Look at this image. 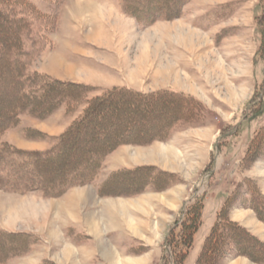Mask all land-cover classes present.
Returning a JSON list of instances; mask_svg holds the SVG:
<instances>
[{"label":"rangeland","instance_id":"obj_1","mask_svg":"<svg viewBox=\"0 0 264 264\" xmlns=\"http://www.w3.org/2000/svg\"><path fill=\"white\" fill-rule=\"evenodd\" d=\"M14 1L0 6L29 24L23 38L29 51L26 71L89 91L43 119L23 111L3 132L2 142L21 150H47L92 97L113 88L174 92L182 99L183 113L151 114L173 118L165 136L116 146L89 184L56 197L39 189L19 193L0 187V246L7 249L17 242L19 247V255L8 253L12 257L5 262L203 264L199 254L220 219L237 223L264 243V222L252 209L264 215V147L253 159L245 158L250 140L264 126V17L258 19L264 0H187L178 16L149 24L147 17L126 14L122 0ZM11 94L0 96V106ZM115 140L105 136L101 143ZM78 142L87 146V140ZM137 168L142 172H124L126 179L118 178L99 194L115 172ZM147 168L150 184L129 195L139 189L129 178L144 183ZM198 199L196 216L192 204ZM190 220L195 228L185 244L180 223ZM118 221L138 227L137 235L124 237L129 244L119 256L116 243L106 238L107 226ZM99 227L97 244H85L84 239L97 237ZM211 262L263 264L238 255L230 239H224Z\"/></svg>","mask_w":264,"mask_h":264},{"label":"trees","instance_id":"obj_2","mask_svg":"<svg viewBox=\"0 0 264 264\" xmlns=\"http://www.w3.org/2000/svg\"><path fill=\"white\" fill-rule=\"evenodd\" d=\"M4 1L8 0H0V2ZM122 1L126 14L134 16L137 20L147 17V24H149L157 19L178 16L182 5L187 0H137L135 5L134 0ZM13 3L18 4V0ZM263 17L264 9L258 19L263 20ZM28 27L29 24L23 15L13 16L9 9L0 6V96L12 93L5 104L0 106V137L4 131L15 124L18 115L23 111L27 110L33 116L43 119L65 101L78 98L89 91V87L84 85L60 82L50 78L41 80L43 76L39 73L26 71L29 51L24 47L23 38ZM261 91L263 94L264 76ZM170 97L175 100L172 105L161 104L163 101H172ZM181 101L182 99H179L174 92L140 94L126 88H113L92 97L83 114L56 138L55 144L47 150H21L2 142L0 138V187L19 193L39 189L47 196L56 197L72 187L89 184L97 175L106 155L116 146L123 143L149 142L150 139L156 140L165 136L173 118L158 119L151 114L168 112L177 117L183 113ZM151 102L154 104L151 105ZM154 128L158 132L151 134ZM146 133L145 139L139 137ZM105 136H111L117 140L101 143ZM120 136L122 139H118ZM78 138L87 140V146L80 147L77 144ZM263 147L264 126L250 140L245 158L253 159L252 154ZM142 169L115 172L116 175L114 174L115 176L106 180L100 187L99 194H105L107 187L115 183L118 178L129 175H126V172L137 173L142 172L140 171ZM150 171L151 168H147V172H144L145 176L147 174L144 183L136 180L134 176L129 178L133 179L136 187H139L129 195L142 191L150 184L152 180V178L148 179ZM117 194L123 193L117 192ZM192 207H197L195 211L197 216L201 208L199 199L192 204ZM252 209L264 222V215L259 213L256 207L253 206ZM182 221L180 223L184 234L182 241L186 244L190 241L195 227L191 224V220L187 224ZM193 222H196V219H193ZM224 239H230L233 242L238 255L264 264V243L250 235L237 223L224 221V219H220L213 226L205 239L199 254V262L212 264L214 252L220 249ZM17 244L16 242L14 247L10 246L7 249L0 246V263L13 255H19ZM8 253L12 256H8Z\"/></svg>","mask_w":264,"mask_h":264},{"label":"crops","instance_id":"obj_3","mask_svg":"<svg viewBox=\"0 0 264 264\" xmlns=\"http://www.w3.org/2000/svg\"><path fill=\"white\" fill-rule=\"evenodd\" d=\"M98 1V0H97ZM108 2H112L111 0H107ZM118 8H116V10L115 11H117L118 12ZM116 12V13H117ZM119 14V13H118ZM120 15V14H119ZM135 21H137V20H135ZM66 58V57H65ZM97 191H95V195L98 197V195H97V193H96ZM164 206V205H163ZM162 206V207H163ZM237 219V218H236ZM238 220H239V218H238ZM99 224V223H98ZM138 228V227H137ZM137 228H136V226H132L129 222H127V221H118V222H114V223H111L110 224V226H107V230H108V232L106 233V238L108 239V240H110V241H114L115 243H116V245H113V246H115V252L117 253V255L119 254V253H125V249L124 248H122V247H124L123 245H127V244H129V241L127 242H125V240H127V239H125L124 237L126 236V237H128L129 235H131L132 237L133 236H135V235H137ZM93 230V228L91 229V234H93L94 232L92 231ZM96 231H97V228H96ZM93 232V233H92ZM97 233V232H96ZM86 235V234H85ZM98 237H100V227H99V234L97 235V237H96V235L95 234H93V237H91V238H86V239H84V243L85 244H88V245H93L94 246V244H97V242H96V238H98ZM131 237V238H132ZM84 243H81L80 244V247H82V249H84L83 247L85 246L84 245ZM148 244V243H147ZM127 247V246H126ZM119 256V255H118ZM16 261V259H9L8 261H6L5 263H3V264H12V262L13 261ZM1 264V263H0Z\"/></svg>","mask_w":264,"mask_h":264},{"label":"bare ground","instance_id":"obj_4","mask_svg":"<svg viewBox=\"0 0 264 264\" xmlns=\"http://www.w3.org/2000/svg\"><path fill=\"white\" fill-rule=\"evenodd\" d=\"M97 232V231H96ZM114 256V255H113Z\"/></svg>","mask_w":264,"mask_h":264}]
</instances>
